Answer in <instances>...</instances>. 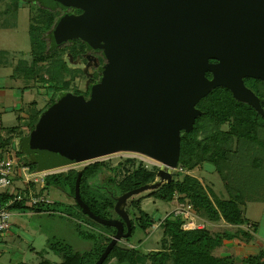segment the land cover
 Here are the masks:
<instances>
[{
  "label": "water",
  "instance_id": "95a60500",
  "mask_svg": "<svg viewBox=\"0 0 264 264\" xmlns=\"http://www.w3.org/2000/svg\"><path fill=\"white\" fill-rule=\"evenodd\" d=\"M39 1L81 11L58 20L51 33L55 47L80 39L103 50L107 62L89 98L63 93L41 114L23 139L26 151L42 171L119 152L164 165L154 183L115 198L119 218L112 219L95 214L83 200L79 173L74 198L83 214L116 229L95 263L104 264L131 235L129 200L173 181L182 132L193 129L203 98L224 87L264 116L260 98L244 81H264V0Z\"/></svg>",
  "mask_w": 264,
  "mask_h": 264
},
{
  "label": "trees",
  "instance_id": "16d2710c",
  "mask_svg": "<svg viewBox=\"0 0 264 264\" xmlns=\"http://www.w3.org/2000/svg\"><path fill=\"white\" fill-rule=\"evenodd\" d=\"M25 1L35 10L30 17L29 25L32 61L24 58L14 65L10 52L0 50V68L12 66L15 77L28 83L41 82L44 88L49 84L46 83L47 79L41 75V68L36 65L48 62L50 58L64 50V48L55 47L51 40V33L63 14L56 8L45 6L39 0ZM22 2L23 0L7 2L5 10L0 12V29L18 27ZM73 10L76 13L81 12L78 9ZM208 76L211 77V74L208 73ZM53 77L56 78L54 75ZM98 80L100 81V77ZM244 81L246 86L260 98L264 108V81L250 78ZM62 94L63 92L52 97L42 109L38 108L37 102L31 103L26 109L24 108L27 116L20 118L19 126L1 128L5 132L8 130L10 135L24 132L19 152L28 157L27 164L32 170L42 171L34 159V154L28 153L24 148L23 139L35 127L41 114ZM74 94L78 93L74 92ZM198 109L201 110V115L193 129L189 132H182L179 166L187 171L195 170L204 164L215 167L221 179L224 194L217 195L199 178L187 173L182 180L173 179L171 183H165L158 190L151 192L149 197L167 203L179 198V201L190 203L195 214L204 215L212 222L224 220L231 226L245 225L247 224V219L243 215L245 199L237 189L235 182L242 152L247 150L246 146L258 144L264 155V116L260 115L252 105L236 99L232 92L224 87L213 90L203 98L198 104ZM22 118H24L23 123ZM10 135L8 139L12 140ZM2 141L0 146L10 145L9 141ZM102 172L108 173L107 190L109 189L110 192H101L89 185V180ZM63 173L49 175L43 183V189L60 191L68 189L73 195L78 175L82 173L80 190L83 200L95 214L108 218V215L113 212L117 196L154 183L158 172L157 169H146L136 159L118 158L116 162L113 160L94 162L80 171ZM39 185L38 183L31 184L33 190H36ZM53 205L57 203L29 206L21 202L12 205L11 210L41 213L50 211ZM76 206L80 211L82 210L77 202ZM126 210L131 217V235L114 247L104 264H110V262L112 264H238L230 259L218 258L213 254L224 244L225 240L236 236V233L232 234L227 230L231 228L225 229V233L220 231L217 233L208 228L187 231L183 227L184 217L170 215L159 222L162 227L160 248L144 251L143 243L152 234L157 220L142 208V201L135 197L129 200ZM77 227L82 233L81 237L84 238L82 244L89 245L88 249L85 248L87 250L80 245L75 248L70 244L52 239L48 241V248L60 257V264H95L112 241L116 229L100 225L90 218L87 221L78 220ZM138 233L140 236L135 239ZM44 263L56 264L49 260H45ZM239 264H264V249H261L258 255L248 256Z\"/></svg>",
  "mask_w": 264,
  "mask_h": 264
},
{
  "label": "rangeland",
  "instance_id": "374dc122",
  "mask_svg": "<svg viewBox=\"0 0 264 264\" xmlns=\"http://www.w3.org/2000/svg\"><path fill=\"white\" fill-rule=\"evenodd\" d=\"M7 2H9V0H0V12L5 10L8 4ZM20 7L18 27L0 29V50L10 52L11 60H13L14 65H17L19 63L18 60L23 58V56L28 58V61H32V56L30 57L31 42L29 38V25L30 17L35 13V10L34 7L25 0H23ZM69 11L72 10H66L65 12ZM81 46L82 45H80V47ZM74 57V53L71 49H64L60 51L57 56L50 58L48 62L44 64L37 63L39 65L36 66L41 68V75L44 76L43 78L47 79L46 83L49 84L48 87L44 88L42 87L41 82L28 83L15 77L14 67L12 66L9 68H0V144L3 143L2 140L10 142V145L7 147L4 145V147L0 146V157L6 156L9 152H14L17 155L16 160L18 167L21 168L24 165L28 166V157L19 152L20 142L24 136V132L21 131L19 134L15 133L10 135L8 130L5 132L2 131L1 128H8L11 123H13V125H18L17 122L23 116L22 113H24L25 109L33 102H37L40 105L38 108L42 109L48 104L52 97L61 92H71L74 94V92L78 93L88 87L90 83V80L88 79V70L82 61L76 60ZM53 75L56 78H54ZM4 90L8 91L4 93ZM5 96L6 99L4 100ZM21 122H24V118L21 119ZM9 135L12 140L8 139ZM121 154L122 153L119 152L94 161L74 164L57 170L63 171V174H69L74 171H80L85 166L94 162H108L109 160L116 162L118 158H124L121 157ZM128 155L141 164H145L141 160L143 159L146 161L142 154L129 153ZM257 155H263L258 144L247 146V150L242 155L240 162V175L237 180V188H242L247 197H253L257 193L256 189H253V191L251 190L248 183L253 179L257 180L260 176L264 177V173L262 172V175H258V177L251 176L247 172L248 167ZM260 161L262 160L257 159V162ZM154 163L156 166L154 165L150 167L151 170L153 168H159L158 163ZM28 167L30 168L31 166L29 165ZM187 173H191L194 177H200L205 186H208V188L212 189L217 195L224 194V188L215 167L204 164L195 170L187 171L178 165L177 169L173 171V179L182 180ZM107 179L108 173L102 172L98 174L97 177L90 179L89 185L100 190L103 187H107ZM25 184L23 178L18 177L14 182L13 190L15 192H21L22 189H25ZM261 190L264 191V188ZM32 192V194H36L38 197L45 196V198L56 202L57 205L51 206L50 211H44L41 213L35 211H22V214L18 213L13 216L12 228L7 231L6 234H4L5 232L0 234V264H20L22 262L27 264H37L45 259L54 263H60V257L48 248L49 239L70 244L75 248L80 245L84 247V250H87L89 245L82 244L84 238L81 237L82 233L77 227V221H87L88 218L83 215L80 209L76 206L74 194L72 195L71 191L68 189L67 191L43 189V184H40L36 190L32 189ZM150 193V191H147L135 196V198L142 201V208L157 220L155 229H152V234L149 235L148 239L143 243L144 251L158 250L160 248L159 242L162 235V227L159 222L167 216L174 215V210L180 204L179 198H176L173 202L167 203L149 197ZM206 220L207 217L204 215L198 216L199 222L207 223ZM206 228L212 230L210 225H207ZM238 229L242 228L227 230L231 233H239V231H237ZM218 230L224 232L225 229L220 228ZM243 232L244 231L241 233ZM141 235L144 234L141 233ZM139 236L140 233L135 236V239ZM217 251L218 250L214 251V254L218 256L216 253ZM232 260L233 262H240L235 256L230 259V261ZM110 264L112 263L110 262Z\"/></svg>",
  "mask_w": 264,
  "mask_h": 264
},
{
  "label": "built area",
  "instance_id": "2783aa9c",
  "mask_svg": "<svg viewBox=\"0 0 264 264\" xmlns=\"http://www.w3.org/2000/svg\"><path fill=\"white\" fill-rule=\"evenodd\" d=\"M121 157L133 158L128 154L132 152H121ZM127 153V154H126ZM124 155V156H122ZM16 154L7 153L6 156L0 157V234L9 231L13 226V216L15 214H22V211L17 209V211H12L11 206L15 203L25 202L29 206H38L39 204H53L54 202L45 198V196H37L32 194L31 184H43L45 179L51 175L63 172L57 170L60 168L38 171L32 170L28 166L24 165L21 168L18 167L16 160ZM146 159H141L145 164L144 167L151 170L150 167L158 163L157 172L164 168V165L150 157L143 155ZM154 161V162H153ZM156 166V165H155ZM155 169V168H153ZM170 169V168H169ZM174 171V170H173ZM21 177L23 178L25 189L21 192H15L13 190V185L15 180ZM180 204L174 210V216H182L185 219L184 229L187 231L204 230L207 227L206 222H199L198 215L193 211V206L188 202H179Z\"/></svg>",
  "mask_w": 264,
  "mask_h": 264
},
{
  "label": "crops",
  "instance_id": "0c3cea01",
  "mask_svg": "<svg viewBox=\"0 0 264 264\" xmlns=\"http://www.w3.org/2000/svg\"><path fill=\"white\" fill-rule=\"evenodd\" d=\"M24 58H26V57L23 56V58H21V59H24ZM7 91L8 90H4L3 92L6 93ZM5 99H6V96L4 97V100ZM38 107H40L39 104H38ZM22 115H23L22 117L27 116V114L25 112L22 113ZM14 123H16V122H14ZM19 123H20V120L17 122L18 125H13V123H11L9 125V127L19 126L20 125ZM246 148H247V146H246ZM245 151H243L242 154H244ZM257 159H261L262 161L257 162ZM239 172H240V164L238 165V172H237V177H236V182H235L236 187H237L238 176L240 175ZM247 172L251 176L253 175V176L258 177V175H262L261 172L264 173V155H262V156L257 155L254 158V161L248 167ZM204 177H206V176H204ZM260 177H258L257 180L253 179L251 182L248 183V185H250L252 191H253V189H256V191H257V193L253 197H247L244 194L242 188H240V187H238L239 189L237 188L241 192V194L243 195V197L245 199V205L243 207V215L247 219V224L242 225V226H231L230 224L226 223L224 220H222L220 222H212V221L208 220V218H207V220H206L207 225H210L211 229L215 232L219 231L218 229H220V228H223V229L242 228V229L237 230V231H239V233H236L235 234L236 236L233 239L225 240L224 244L221 247H219L218 249H216V250H218L216 252L218 254V256L215 255L213 252L214 256H216L218 258H225V259H232L235 256V258L236 259L238 258L240 260V262H237V261H234V262L239 264L248 256L258 255L259 252L261 251V249H264V191L261 190L264 188V177H262V176H260ZM197 178H199L201 180L200 177H197ZM252 195H253V193H252ZM242 231H244V232L241 233ZM223 233H225V232H223ZM229 233H231V232H229ZM245 233L246 234L248 233V235H246ZM4 234H6V232ZM232 234H234V233H232Z\"/></svg>",
  "mask_w": 264,
  "mask_h": 264
},
{
  "label": "flooded vegetation",
  "instance_id": "af4514ba",
  "mask_svg": "<svg viewBox=\"0 0 264 264\" xmlns=\"http://www.w3.org/2000/svg\"><path fill=\"white\" fill-rule=\"evenodd\" d=\"M57 9L60 10V12L63 15L76 13L73 10V8H69V9L57 8ZM66 10H72V11L65 12ZM80 45H82V46L80 47ZM58 48L71 49V51L74 53V56L76 57V58L74 57V59L82 61V63L85 65L86 69L88 70V79L90 80V83H89L87 88L79 91L78 94H76V95H83L86 98H89L90 94H91V88L99 82L98 77H100V79H101V77H102L101 69L103 68V66H105V64L107 62L103 50L92 49L89 46H87V44L80 39L68 41L64 44H61V46ZM107 188L108 187H103L99 191H101V192L109 191L110 192V190L109 189L107 190ZM81 212H82V210H81ZM86 217H88V216H86ZM101 217H103V216H101ZM103 218H106V217H103ZM112 218H119V217L117 215H114V212H112L108 215V218H106V219H112ZM130 219H131V217H130ZM125 232H127L126 228H125ZM45 260H48V259H45ZM45 260L40 261L37 264H45L44 263ZM50 262H52V261H50ZM52 263H54V262H52ZM60 263H56V264H60Z\"/></svg>",
  "mask_w": 264,
  "mask_h": 264
}]
</instances>
